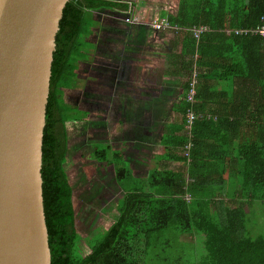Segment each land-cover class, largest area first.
Here are the masks:
<instances>
[{
    "label": "trees",
    "instance_id": "obj_1",
    "mask_svg": "<svg viewBox=\"0 0 264 264\" xmlns=\"http://www.w3.org/2000/svg\"><path fill=\"white\" fill-rule=\"evenodd\" d=\"M127 7L112 0H67L59 21L41 159L51 264H170L173 260L179 264H264V234L249 233L250 218L239 202L241 198L251 205L258 201L261 208L255 213L264 211V36L253 33L257 26H264V0H179L176 11L164 12L152 21H163L165 27L148 25L170 36L168 66L181 72L182 80L177 82L181 92L174 109L180 123L174 124L178 127L174 135L168 134L178 151L165 158L180 162L181 168L154 170L145 186L139 180L126 186L129 173L124 167L116 168V180L125 192L117 203L118 216L97 242L82 240L74 190L65 169L68 124L80 120V109L62 95L77 81L79 61L91 54L96 10L115 11L125 20ZM200 26L206 29L196 37L192 27ZM193 75L197 89L190 103L186 92ZM229 80L237 81L228 102L231 112L219 108L215 120L206 119V111L197 117L192 123L189 157L184 156L180 148L187 141L186 113L192 109L203 113L215 89ZM220 134L226 136L220 138ZM202 140H209L205 150L211 163L201 167ZM233 140H237L234 151ZM108 150L101 155L105 157ZM183 235L195 238L191 244H202V256L195 257L193 245L180 238ZM80 241L87 252L78 258L74 249Z\"/></svg>",
    "mask_w": 264,
    "mask_h": 264
},
{
    "label": "crops",
    "instance_id": "obj_2",
    "mask_svg": "<svg viewBox=\"0 0 264 264\" xmlns=\"http://www.w3.org/2000/svg\"><path fill=\"white\" fill-rule=\"evenodd\" d=\"M112 1L128 4L126 16H129L130 20L126 22L124 17L122 19V15L115 11L96 10L97 23L92 27L90 34L93 48L89 56L79 61L78 67L81 79L77 75V81L80 79V84L84 86L83 91L74 97L71 103L78 109L81 105L83 113H87L85 116L90 119L88 123L91 124V135L87 136V139L90 138L89 143H93L94 148H99L101 143L105 142L101 149L110 148L112 156L117 157L120 166L115 161H107L108 165L113 167L112 176L105 183L109 189L108 203L116 206L125 194L116 180V168L124 167L129 173L130 178L125 182L126 186L132 184L133 180L141 181L143 186L147 185L149 173L154 170L181 168L180 162L165 158L172 151H178L171 146L173 139L170 135H174L178 128L174 124L180 123L179 114L174 109L181 92L180 83L177 82H181L182 77L181 72L168 66L172 39L165 36L164 31H155L148 26L154 19L160 18L162 13L176 11L179 0ZM98 51L102 59H96ZM125 55H129L131 61H127ZM84 61H92L88 73L90 82L86 81L88 83L82 81L85 76ZM119 66H123V69L120 70ZM124 66L127 67L124 69ZM129 66L133 69L126 72ZM236 88V80H229L224 87L216 88L215 95L208 99L207 104L204 103L200 116L206 111L205 118L215 120L219 108L227 113L231 112L232 108L228 102L232 98L229 97ZM109 111L114 120L104 123L103 117ZM245 121L250 122V118ZM104 127L107 132L102 134L101 128ZM219 136L223 138L226 134ZM81 139L84 140V137ZM207 142L209 140H202V147L198 152L201 167L211 163L206 157ZM109 143L114 144V147ZM230 146L234 151L237 140H233ZM182 150L183 148H180L181 154ZM96 159L97 162H93V165L100 170L101 161L98 157ZM214 166H210V169ZM103 184L101 181L92 183L93 191L89 193L92 200L101 196L98 190ZM77 196L82 204L88 203V192L81 191ZM107 213H112V223L118 216L117 206Z\"/></svg>",
    "mask_w": 264,
    "mask_h": 264
},
{
    "label": "water",
    "instance_id": "obj_3",
    "mask_svg": "<svg viewBox=\"0 0 264 264\" xmlns=\"http://www.w3.org/2000/svg\"><path fill=\"white\" fill-rule=\"evenodd\" d=\"M67 0H0V264H51L42 141Z\"/></svg>",
    "mask_w": 264,
    "mask_h": 264
},
{
    "label": "rangeland",
    "instance_id": "obj_4",
    "mask_svg": "<svg viewBox=\"0 0 264 264\" xmlns=\"http://www.w3.org/2000/svg\"><path fill=\"white\" fill-rule=\"evenodd\" d=\"M99 51L96 53V59H102V55H99ZM127 61H131V57L129 55H125L124 57ZM91 60V55H90ZM100 61V60H99ZM92 61H84L83 62V68L84 70V78L82 81L90 82V75L88 74L90 72L89 68L91 67ZM123 66H119L120 70ZM127 66H124V69ZM87 69V70H86ZM133 69L132 66H129L127 68V71H131ZM77 75L81 79V71L77 69ZM76 81L75 84L68 90L64 92L62 95L64 101H68L67 103L70 104L71 101L74 99V97H77L80 95V93L83 91V87L81 84V81ZM86 82V83H88ZM166 82V81H165ZM169 82L174 83V81L169 80ZM81 83V84H80ZM67 93H69L67 95ZM67 95V98H66ZM72 104V103H71ZM82 106L79 105L80 110L77 111V115L80 117V120H77L75 122H70L68 124L69 127V151L68 155L65 161V169L68 174V178L70 180V183L72 184L73 190H74V208L76 210V223H77V230L79 234L82 236V240L89 241L90 243L94 244L97 242L106 230L109 228L111 223V215L112 213H107L111 209H115V205L108 203V187L105 186V183L108 181L109 177L112 176V167L113 165L109 166L107 161H115L117 163V157L115 155L112 156V150L105 151L104 156L101 153L103 152V148L105 145V142L101 143V146L99 148H94L93 143L90 142V138L87 139L88 135H91V124L89 122V118L87 116H84V113L82 111ZM114 120V117L111 115V112H106L105 116L103 117V121L105 122H112ZM111 124V123H110ZM107 132V129L101 128V133L104 134ZM84 137V140L81 138ZM114 147V144L109 143ZM118 152V151H117ZM100 156V157H99ZM101 161V168L98 170L94 165L97 162V158ZM114 163V162H113ZM117 165L120 166V164L117 163ZM180 165V164H179ZM181 166V165H180ZM176 169V168H174ZM180 167L178 168V170ZM177 171V170H173ZM108 177V178H107ZM96 181L103 182V186L100 187L99 192H101V196L96 197V199L92 200L90 196V192H92V183L96 184ZM83 191L84 193L88 192V203L86 205L82 204L80 202L79 197L77 194L79 192ZM184 197L187 199V201L190 200V196L187 194L184 195ZM240 206L245 209V213L247 217L250 218L251 226L248 229L249 233L251 235H256L258 233L264 234V211L261 214L255 213L256 211L260 210L261 206L259 205L258 201H254V203L251 205L246 200H240ZM250 204V205H249ZM94 211V212H93ZM82 216L87 217L88 219H84ZM93 217H95L93 219ZM110 218L108 220V218ZM115 218V216H113ZM184 241H187L189 245H193V249L196 252V258H198V254L202 256L203 249L202 244L199 241H196V243L191 244L193 240H195L194 237H190L187 235H183L180 237ZM78 248L77 246L74 249L75 256L80 258L83 257L84 253L87 252V248L81 241L78 242ZM161 246V245H159ZM157 250V249H155ZM162 254V251H159V255ZM175 264L176 261H172ZM196 263V261H194ZM170 263V264H173ZM149 264H158L156 262H149Z\"/></svg>",
    "mask_w": 264,
    "mask_h": 264
},
{
    "label": "built area",
    "instance_id": "obj_5",
    "mask_svg": "<svg viewBox=\"0 0 264 264\" xmlns=\"http://www.w3.org/2000/svg\"><path fill=\"white\" fill-rule=\"evenodd\" d=\"M126 21L130 20V17L127 16V18H125ZM166 23L163 21H154L152 23V26L155 27L156 29L159 28H163L165 27ZM206 28L204 26H200V27H192V30L194 32V34L197 35L199 33H201L202 31H204ZM253 33L255 34H259V35H263L264 36V26L260 25L257 26L254 30ZM196 87H197V78L193 75L188 88H187V92H186V100L190 103L193 102L194 97L196 95ZM200 116V113H196L194 112V110H189L186 115H185V123H183V130L187 136V141L184 144L183 147V155L184 156H188L189 157V152L190 149L192 147V141H191V128H192V123L193 121Z\"/></svg>",
    "mask_w": 264,
    "mask_h": 264
},
{
    "label": "clouds",
    "instance_id": "obj_6",
    "mask_svg": "<svg viewBox=\"0 0 264 264\" xmlns=\"http://www.w3.org/2000/svg\"><path fill=\"white\" fill-rule=\"evenodd\" d=\"M197 89V88H196ZM184 131V130H183ZM184 147V146H183ZM190 153V152H189Z\"/></svg>",
    "mask_w": 264,
    "mask_h": 264
}]
</instances>
